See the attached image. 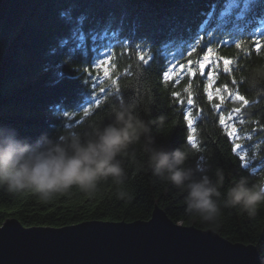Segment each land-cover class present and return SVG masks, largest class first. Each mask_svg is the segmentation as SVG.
Returning a JSON list of instances; mask_svg holds the SVG:
<instances>
[{"label": "trees", "instance_id": "trees-1", "mask_svg": "<svg viewBox=\"0 0 264 264\" xmlns=\"http://www.w3.org/2000/svg\"><path fill=\"white\" fill-rule=\"evenodd\" d=\"M261 20L264 0H0V133L13 131L28 140L69 130L83 133L92 124L109 123L113 105L135 102L137 114L146 122L166 118L162 126L150 124L151 147L167 151L185 147L189 155L184 167L193 170L192 180L206 174L216 184L217 169L224 173L221 195L215 198L221 215L215 224L204 223L185 211L186 186L181 191L147 167L142 138L118 157L126 173L122 185L109 179L91 195L73 187L47 203L31 191L9 193L0 188V225L9 217L27 227L145 221L158 206L175 223L213 229L231 242L255 245L264 264V204L249 216L225 203L228 189L241 177L249 184L264 183V81L257 88L246 81L253 70L264 67V50L255 52L253 44L259 38L264 49V34L254 33ZM216 28V37L210 40L209 33ZM236 42L242 43V50L235 48ZM208 47L233 61L231 71L218 74L211 101L205 92L206 77L163 78L169 62L197 60ZM105 52L111 56L108 77L94 67L106 58ZM141 55L147 62L140 60ZM232 80L238 83L233 85ZM93 81L101 100L98 108ZM224 84L245 95L248 105L215 91ZM173 92L180 97H173ZM189 93L195 102L197 148L186 139ZM221 95L227 127L219 125L215 109ZM237 108L239 113L234 112ZM228 131H234V137ZM234 144L242 149L233 152ZM245 153L248 168L239 160ZM119 190L130 198L118 199Z\"/></svg>", "mask_w": 264, "mask_h": 264}, {"label": "clouds", "instance_id": "clouds-1", "mask_svg": "<svg viewBox=\"0 0 264 264\" xmlns=\"http://www.w3.org/2000/svg\"><path fill=\"white\" fill-rule=\"evenodd\" d=\"M246 81L250 88H257L264 81V67L253 70ZM110 115L109 123L92 124L83 133L69 130L56 137L45 135L35 140L24 139L13 131L0 133V188L9 193L31 191L47 203L69 193L73 187L91 195L101 182L109 179L122 185L126 173L118 157L143 138L147 167L181 191L186 186V213L204 223L215 224L221 215L215 198L221 195L223 171L217 169L216 184L206 174L192 180L193 170L184 167L189 155L185 147L171 151L151 147L150 124L162 126L164 116L146 122L137 114L135 102L113 105ZM186 181L190 182L185 185ZM126 197H129L126 191L117 192L118 199ZM225 203L255 216L258 207L264 204V183L249 184L247 177H241L228 189Z\"/></svg>", "mask_w": 264, "mask_h": 264}, {"label": "water", "instance_id": "water-1", "mask_svg": "<svg viewBox=\"0 0 264 264\" xmlns=\"http://www.w3.org/2000/svg\"><path fill=\"white\" fill-rule=\"evenodd\" d=\"M0 264H262L255 245L173 222L158 206L148 220L0 225Z\"/></svg>", "mask_w": 264, "mask_h": 264}, {"label": "snow or ice", "instance_id": "snow-or-ice-1", "mask_svg": "<svg viewBox=\"0 0 264 264\" xmlns=\"http://www.w3.org/2000/svg\"><path fill=\"white\" fill-rule=\"evenodd\" d=\"M197 44L200 43V40L196 41ZM253 44L255 46V52L259 53L260 51L264 50L262 49V44H261V40L259 38H255L253 39ZM235 48L238 50H242L243 46L241 42H236L235 43ZM248 53L245 52V55H247ZM105 55V59H99L98 61H96L94 63V67H96L97 69H102L103 70V75L105 77L109 76V68H110V64L109 61L111 60V56L108 55L107 52L104 53ZM192 53L189 52L188 56H191ZM140 60L141 61H145V57L143 55L140 56ZM147 62V61H145ZM222 62L223 67H220V63ZM233 63V61L225 56H221V55H217L216 52H214L213 47H208L207 51L204 53V55L202 57H200L197 60H192V59H188L187 63H179V62H169L168 67H167V71L163 72V78L165 80H172L173 78L175 80H179L181 76L183 75H189L193 78L199 76L202 78L207 79V85L205 87V92L207 95V98L209 101H211L213 99V92L211 91V89L213 88V84L215 82H217V77L218 74H227L229 71H231L230 69V65ZM89 80H92V77L89 76L88 78ZM98 79V77H97ZM88 82V81H87ZM236 83H238V81L236 80H232L231 84L235 85ZM119 90V89H118ZM100 93H104L105 89L104 88H100L99 89ZM215 91L217 93L220 92H227L229 97L234 99L235 101H239V102H243L244 105H248L249 101L246 99L245 95L241 94L239 91L236 92H232L229 89V85L228 84H224L223 89H221L220 87H217L215 89ZM173 97H180V93L179 92H173L172 93ZM97 93L95 92V81H93V97H94V103L96 105V107L98 108L101 104V100L99 98H96ZM221 103H217L215 104V109L218 112V122L220 126L223 127H227L228 124L226 122V117L223 114V112L221 111L222 108V103L225 100L224 96H220L219 97ZM181 104H184L185 101L184 100H180ZM186 104L188 107L187 111L184 112V119L187 123L189 134L187 135V142L193 147V148H197V142H196V137L194 135L195 133V128H194V124H195V117L193 114V109L195 108V102H194V98L192 96L191 93L188 94V98L186 100ZM241 111V109L237 108L234 109V112L239 113ZM85 115L89 114V110L87 111V113H84ZM231 116L232 114L229 113L228 116V120H231ZM227 135L229 137H234L235 133L234 131H228ZM242 146L240 144H234L233 145V152H236L238 150H241ZM239 160L241 161V164L244 168H248L250 165V158L249 155L247 153L242 154L239 156Z\"/></svg>", "mask_w": 264, "mask_h": 264}]
</instances>
